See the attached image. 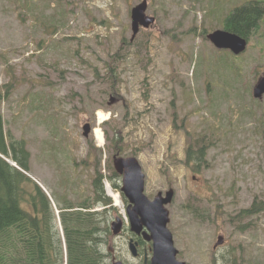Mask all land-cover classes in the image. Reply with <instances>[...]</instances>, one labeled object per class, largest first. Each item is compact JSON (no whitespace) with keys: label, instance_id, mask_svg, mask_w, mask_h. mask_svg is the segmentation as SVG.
<instances>
[{"label":"rangeland","instance_id":"obj_1","mask_svg":"<svg viewBox=\"0 0 264 264\" xmlns=\"http://www.w3.org/2000/svg\"><path fill=\"white\" fill-rule=\"evenodd\" d=\"M250 1L148 0L147 14L156 23L141 29L133 42L131 10L142 0H34L36 10L47 8L58 25H47L53 19L38 25L17 0H0V92L10 85L2 112L7 130L14 139H25L31 153L29 168L22 171L33 181L28 190L37 184L58 207L63 195L74 206L86 201L98 211L91 212L97 227L111 229L125 216L126 204L97 205L95 165L102 157L101 172L114 184L113 171L102 166L113 167L118 152L135 157L149 198L175 191L169 229L181 259L264 264V210L243 216L254 203L264 206V97L252 100L264 73V39L251 38L246 52L235 58L203 37L223 29L219 16ZM261 23L259 32L264 16ZM111 61L120 75L117 97L123 98L109 106ZM232 61L240 65L236 79L224 66ZM225 73L233 88L223 82L230 79ZM108 111L114 117L99 125V112L107 117ZM87 122L97 128L96 138L101 128L105 133L101 155L93 150L90 158L89 144L98 148L99 142L94 133L83 136ZM115 132L121 138L118 151ZM209 141L213 145L207 149ZM192 145L205 156L203 162L196 154L185 162ZM184 207H197L201 219ZM130 235L126 230L120 239L107 238L125 251ZM219 236L225 243L214 250Z\"/></svg>","mask_w":264,"mask_h":264},{"label":"trees","instance_id":"obj_2","mask_svg":"<svg viewBox=\"0 0 264 264\" xmlns=\"http://www.w3.org/2000/svg\"><path fill=\"white\" fill-rule=\"evenodd\" d=\"M17 1L22 8H25L26 15L35 19L36 24H42V22L53 19L54 21H48L47 25L49 23L58 25L56 15L52 13L47 16V8L42 9L41 7L37 11L34 0ZM196 2L198 3L199 0H195V5ZM195 5L192 6L193 10ZM208 14H210L209 10ZM263 16L264 0H254L235 7L225 17L219 16L217 20L226 31L250 41L251 38L254 40L264 39V31L259 32L262 29L261 20ZM47 25L44 26L47 27ZM203 35L206 36V31ZM125 42L128 46L131 45L127 40ZM231 63V66L228 64L224 66L232 73L233 79H236L237 76L240 77V65L236 61ZM107 68L113 94L118 95L120 75L116 72L113 61L108 64ZM99 76L97 74L96 78ZM222 76L230 78L228 80L223 79V82L227 83V86L231 85L229 81L232 79L231 76L227 73ZM228 87L233 88V85ZM9 88L10 85L7 86L6 92H0V264H63V242L56 222L57 218L48 196L37 184H35V189L32 192L29 191L28 184H33V181L8 161L15 162L23 169L29 168L30 152L27 150L26 142L14 139L9 131L5 132L1 103L8 97ZM252 98L253 101H256L253 95ZM229 118L230 121L233 120L231 115ZM222 120H220L221 123ZM120 140L119 134L115 132L113 141L116 150ZM212 145L213 143L209 141L205 148H211ZM91 147L95 149L92 144ZM120 150L122 151L121 147ZM187 152L188 159L191 155L196 154L201 162L205 160V156L203 158V155L200 156L203 153L199 152L198 154L197 148L193 145ZM97 160V164L100 165V159ZM114 176L117 175L114 173ZM92 185L97 205L110 206L111 199L105 194L101 172L97 171ZM62 200L64 201L63 207L59 204V209L61 211V225L66 236L68 264H109L106 244L109 242L107 237L112 234L108 226L101 230L97 227L96 214L90 211L94 205L86 204V201H83L78 206H74L67 200L66 195H63ZM77 207L85 209L87 213L67 211V209ZM261 209L264 210V206L257 208V203H254L250 209L243 211V216H250Z\"/></svg>","mask_w":264,"mask_h":264},{"label":"water","instance_id":"obj_3","mask_svg":"<svg viewBox=\"0 0 264 264\" xmlns=\"http://www.w3.org/2000/svg\"><path fill=\"white\" fill-rule=\"evenodd\" d=\"M146 10L147 0H144L132 10L133 38L138 34L140 27L147 29L155 23V18L148 16ZM208 38L217 48L229 49L236 55L241 54L247 48V40L245 38L229 31L216 30L209 34ZM253 93L256 99L263 98L264 75L258 80ZM90 130V126L85 125L84 134L87 136ZM115 167L119 173L124 175L123 191L135 205L133 209L129 208L132 230L140 234L143 227H146L150 232V234L145 232L143 235L147 240L154 243L152 264H184L178 262L176 259L177 250L174 248L172 234L167 228L170 220L169 213L164 208V205L171 201L173 195L172 191L167 194L166 199H162L161 194H159L154 202H150L143 196L144 175L141 173V168L136 159H116ZM121 228L122 222L120 220L113 223V231L115 234H118ZM222 243L223 239L219 238L217 245Z\"/></svg>","mask_w":264,"mask_h":264},{"label":"flooded vegetation","instance_id":"obj_4","mask_svg":"<svg viewBox=\"0 0 264 264\" xmlns=\"http://www.w3.org/2000/svg\"><path fill=\"white\" fill-rule=\"evenodd\" d=\"M127 230V229H126ZM133 240L136 244V252L133 253L128 250L129 248V243L130 241ZM127 249L124 251L122 250V247H117L116 251L118 253V256L114 255L112 257V260L114 259V257H116L117 260H120L123 264H151V256H152V242H147V239L142 236V237H132V236H128L125 239V244H124ZM217 256H219L217 253L214 255V257L216 258ZM229 256V254H226L225 256L221 257H227ZM184 257V256H183ZM195 257H197V255L195 254ZM199 260H204L201 258H198ZM178 260L184 262L185 264H191L189 261H186L185 258L181 259L180 257V253L178 255ZM228 262L230 264L232 263V258L227 259ZM193 264H212V262L209 260L208 263H206V261H204L203 263L200 262H193ZM217 264V263H215Z\"/></svg>","mask_w":264,"mask_h":264},{"label":"bare ground","instance_id":"obj_5","mask_svg":"<svg viewBox=\"0 0 264 264\" xmlns=\"http://www.w3.org/2000/svg\"><path fill=\"white\" fill-rule=\"evenodd\" d=\"M99 115H100V117H101V115H102L103 118H105V115H104L102 112H101ZM98 131H100V132H98ZM98 131H97V139H98L99 142H102V140H103V136H102L103 133H102L101 130H98ZM114 198H115L117 204H120L119 197L116 195V196H114Z\"/></svg>","mask_w":264,"mask_h":264}]
</instances>
